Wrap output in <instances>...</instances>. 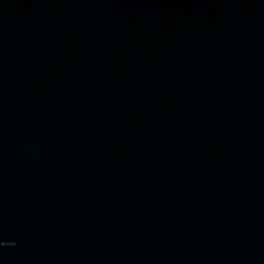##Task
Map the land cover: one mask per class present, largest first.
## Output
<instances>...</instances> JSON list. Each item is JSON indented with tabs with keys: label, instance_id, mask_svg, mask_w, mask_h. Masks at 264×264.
Masks as SVG:
<instances>
[{
	"label": "water",
	"instance_id": "water-1",
	"mask_svg": "<svg viewBox=\"0 0 264 264\" xmlns=\"http://www.w3.org/2000/svg\"><path fill=\"white\" fill-rule=\"evenodd\" d=\"M0 264H264V0H0Z\"/></svg>",
	"mask_w": 264,
	"mask_h": 264
}]
</instances>
